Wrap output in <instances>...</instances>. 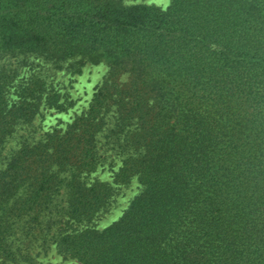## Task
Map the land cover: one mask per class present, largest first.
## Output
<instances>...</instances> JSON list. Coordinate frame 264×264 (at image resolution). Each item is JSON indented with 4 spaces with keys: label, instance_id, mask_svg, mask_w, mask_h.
Listing matches in <instances>:
<instances>
[{
    "label": "trees",
    "instance_id": "16d2710c",
    "mask_svg": "<svg viewBox=\"0 0 264 264\" xmlns=\"http://www.w3.org/2000/svg\"><path fill=\"white\" fill-rule=\"evenodd\" d=\"M2 54L32 66L0 63V264L51 245L79 264H264V0H0ZM86 63L107 67L87 107L37 134L71 106L47 72Z\"/></svg>",
    "mask_w": 264,
    "mask_h": 264
},
{
    "label": "rangeland",
    "instance_id": "374dc122",
    "mask_svg": "<svg viewBox=\"0 0 264 264\" xmlns=\"http://www.w3.org/2000/svg\"><path fill=\"white\" fill-rule=\"evenodd\" d=\"M122 1L123 3L127 4L141 3L163 8L167 5L169 0ZM30 59L31 58H25L24 60H28L23 62L25 65L21 64V66H16V64L19 63L16 57L8 54L0 55V63L4 62V64L8 66L11 65V67H17L18 74L16 79L21 77L23 78L29 69L28 66H32L29 64ZM45 66L48 65L46 64L42 66V64H40L36 65L34 68ZM106 70L107 67L103 63H86L82 65L79 69V72L76 73H70L64 69H57L53 72H47L49 74V78L59 89L60 94L65 96L67 99V104L71 103V106H69L65 111L60 112H56L52 109L41 110L40 114L37 115L32 122V124L35 126L36 133L40 134L41 132L48 130L53 126L62 127L74 114H77L80 110H84L89 103V99L94 87L99 84L101 79L105 76ZM106 172V170L102 172L99 170V172H97L98 178L101 180H109V177H107L108 173ZM136 190L137 184L134 179H132L126 187L121 188L115 197L116 202L114 207L111 209L110 213L99 222L98 227L116 217L120 210L125 206L126 200L131 197L136 192ZM30 256L31 257L29 260L22 262L21 264H79L73 259L62 258L58 253L55 252V249L52 245L45 249L33 247Z\"/></svg>",
    "mask_w": 264,
    "mask_h": 264
}]
</instances>
